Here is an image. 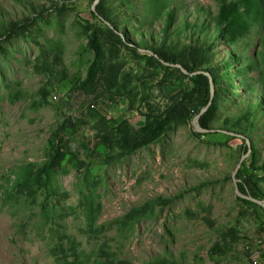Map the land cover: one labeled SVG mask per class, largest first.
I'll return each mask as SVG.
<instances>
[{
  "label": "rangeland",
  "instance_id": "374dc122",
  "mask_svg": "<svg viewBox=\"0 0 264 264\" xmlns=\"http://www.w3.org/2000/svg\"><path fill=\"white\" fill-rule=\"evenodd\" d=\"M105 1L112 33L83 0H0V264L264 260L232 177L246 156L264 193V0ZM150 48L216 72L210 127L250 152L195 134L202 82Z\"/></svg>",
  "mask_w": 264,
  "mask_h": 264
},
{
  "label": "trees",
  "instance_id": "16d2710c",
  "mask_svg": "<svg viewBox=\"0 0 264 264\" xmlns=\"http://www.w3.org/2000/svg\"><path fill=\"white\" fill-rule=\"evenodd\" d=\"M83 1L87 2L89 5L92 6L91 13H92L93 21H91V23L100 29L104 28L106 30H109L110 32L113 31V29L111 27H109V25H108V23H109L110 26H113L112 21L109 19L108 15L106 13V1L101 0L100 4L97 6L96 11H93V5L96 2V0H83ZM64 5L65 4L63 3V6ZM65 6H67V5H65ZM12 29H14L15 31L17 30V28L14 26L12 27ZM148 51L152 52L153 55H151L148 52H145V54H143V56L146 58L155 59L156 61H158L161 64H163V62L169 63V64H177L178 63L175 55H173L172 53H169L166 51H161V50L154 49V48H150ZM180 65L188 72V75L185 74L186 75L185 77L189 78L191 81H193L195 83H199V81L202 82V83H200L203 86L202 99L200 102L201 103L200 109L197 111V113H195V115L197 116L200 113V111L203 108H205L210 102L211 85H210L209 78L206 75H204L203 73H199L197 75H193V74L196 72L209 73L211 78H212V83H213V86L215 89V95H216V93H217L216 72L214 70H211V69H207L206 71H204V69H194V68H191L189 65H186L182 62L180 63ZM90 81L92 83L93 79L88 80L86 82V85L91 84ZM90 87H87V89L89 90ZM176 108H177V106L176 107L173 106L171 108V110L169 109V111L167 112L168 119L155 121V124H157L156 125L157 129L161 128L162 124H165L168 120L178 118L176 116H177L179 111ZM215 111H216V105L214 103V98H213L212 104L209 106L208 110L201 116L200 121H199L200 126L203 129L218 130V129H214V128L210 127L211 118L215 114ZM221 131H224V132L216 131L214 133H208V134H201V133L195 132V134L198 137H205V136H214L215 137V136H218L220 138L218 141L224 145H230V144H237L238 145L239 143H241L242 146H244V152H246V153L248 152L249 147L246 144L244 139L228 134V133H233L231 130H229V131L228 130H221ZM225 132H227V133H225ZM235 134L238 135L237 133H235ZM123 141L126 142L127 139L124 138ZM63 159H64V153L62 152L61 148L59 147L55 151V157L51 160L50 168L54 169V168L58 167L62 163ZM257 177H258V175H257L255 169H250L246 166V164H244L242 166V168L239 169V171L236 175L237 180H239L238 189H240L245 194H250L256 198L264 200V193L258 187L257 183H255V180H254ZM238 197L240 200H242L246 204L253 205V206L259 208L257 211L258 217L264 221V206L254 202L252 200L242 198L241 196H238ZM159 201L164 202V203H169L171 201V199L160 198Z\"/></svg>",
  "mask_w": 264,
  "mask_h": 264
},
{
  "label": "water",
  "instance_id": "95a60500",
  "mask_svg": "<svg viewBox=\"0 0 264 264\" xmlns=\"http://www.w3.org/2000/svg\"><path fill=\"white\" fill-rule=\"evenodd\" d=\"M100 2H101V0H96V2H95L94 5H93V11H96L97 6L100 4ZM108 25H109V27H111L109 23H108ZM146 52H148V53H150L151 55H153V53L150 52V51H146ZM163 63H164V62H163ZM164 65L178 68V69H180L184 74L188 75V72H187V71H186V70H185L180 64H169V63H164ZM199 73H203L204 75H206V76L209 78V80H210V85H211V96H210V102H209V104H208L205 108H203V109L200 111V113L195 117V119H194V121H193L194 131L197 132V133H201V134L214 133V132H216V131H218V132H224V131H221V130L203 129V128L200 126L199 121H200L201 116H202V115L208 110L209 106L212 104V101H213V98H214V87H213V83H212V78H211V76H210L208 73H206V72H196V73H194L193 75H197V74H199ZM225 133H227V132H225ZM228 134H230V135H232V136H237V137H239V138H243L242 136H240V135H236V134H233V133H228ZM248 147H249V150H248V151L250 152V146H248ZM245 157H246V156H245ZM245 157H242L240 163H239L238 166L236 167V169H235V171H234V173H233V176H232V177H233V180H234V183H235L236 193H237L239 196H241L242 198L252 200V201H254V202H256V203H258V204L264 206V200L259 199V198H256V197H254V196H252V195H250V194H245V193H243L240 189H238V182H239V180H237L236 175H237L239 169L241 168V165H242V163L244 162Z\"/></svg>",
  "mask_w": 264,
  "mask_h": 264
},
{
  "label": "built area",
  "instance_id": "2783aa9c",
  "mask_svg": "<svg viewBox=\"0 0 264 264\" xmlns=\"http://www.w3.org/2000/svg\"><path fill=\"white\" fill-rule=\"evenodd\" d=\"M255 264H264V260L259 258L255 260Z\"/></svg>",
  "mask_w": 264,
  "mask_h": 264
}]
</instances>
